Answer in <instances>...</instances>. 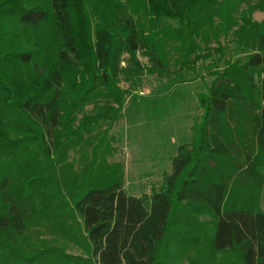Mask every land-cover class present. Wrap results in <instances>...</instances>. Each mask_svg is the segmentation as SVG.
Wrapping results in <instances>:
<instances>
[{
	"label": "trees",
	"instance_id": "1",
	"mask_svg": "<svg viewBox=\"0 0 264 264\" xmlns=\"http://www.w3.org/2000/svg\"><path fill=\"white\" fill-rule=\"evenodd\" d=\"M257 12L264 0H0V166L8 171L0 180V264H167L174 246L198 251L201 264H264ZM137 52L149 74L200 65L211 79L198 95L191 142L178 147L149 197L128 196L116 182L82 189L70 207L59 168L84 135L118 118L128 93L119 76L137 86L145 71ZM90 104L94 114L76 120ZM232 191L239 193L230 205ZM55 208L67 209L85 259L56 248L21 256L28 222Z\"/></svg>",
	"mask_w": 264,
	"mask_h": 264
},
{
	"label": "rangeland",
	"instance_id": "2",
	"mask_svg": "<svg viewBox=\"0 0 264 264\" xmlns=\"http://www.w3.org/2000/svg\"><path fill=\"white\" fill-rule=\"evenodd\" d=\"M252 18L262 23L264 13H254ZM135 57L145 71L137 86L130 85L125 75L119 76V87L128 93L118 118L112 124L102 122L90 135H84L67 153L66 164L59 168L60 192L70 207L82 189L90 186L106 188L116 182L128 196L149 197L159 190L163 175L170 173L171 160L178 147L191 142L192 127L202 112L198 95L210 85L211 79L203 76L200 65L195 73L171 65L163 75L149 74L148 58L142 52H137ZM125 60L126 56H122L120 68L126 66ZM99 101L101 107L102 100ZM94 112V106L90 104L77 114L76 120ZM5 167L0 166V180L8 176ZM235 191L230 196V205L237 201L239 192ZM244 196L242 201L251 204ZM251 200L254 201L255 197ZM52 203L55 204L53 200ZM257 207L264 211V194ZM66 210L55 208L42 219L33 216L18 238L17 248L21 256L29 257L43 249L56 248L69 257H87ZM76 220L80 224L77 216ZM202 261L201 255L193 248L184 251L174 246L167 264H201ZM217 262L221 260L217 258Z\"/></svg>",
	"mask_w": 264,
	"mask_h": 264
}]
</instances>
